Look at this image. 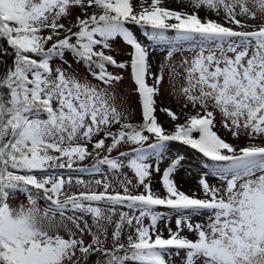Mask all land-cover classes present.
I'll list each match as a JSON object with an SVG mask.
<instances>
[{
	"label": "snow or ice",
	"instance_id": "6c2138e0",
	"mask_svg": "<svg viewBox=\"0 0 264 264\" xmlns=\"http://www.w3.org/2000/svg\"><path fill=\"white\" fill-rule=\"evenodd\" d=\"M187 3L195 11L169 9L161 6L162 0H138L139 11L132 0H0V38L15 56L13 67L0 76V264H81L95 253L100 254L95 264H167L165 255L181 252L182 264H264V0ZM76 7L82 15L61 23ZM202 9L252 30L238 31L207 16L201 19ZM257 19L258 24L248 23ZM128 23L151 28L150 39L158 42L167 41L165 33L171 30L176 41L197 43L195 55L183 61L185 83L180 89L184 107L191 105L195 114H186L171 133L154 115L163 76L150 71L148 50L125 26ZM45 30L47 36L42 35ZM116 38L131 47V79L142 107L139 125L126 122L109 90L123 77L108 66H129L105 52ZM65 51L89 66L96 84L63 66H51L53 58L63 60ZM171 75L178 73L171 69ZM162 111L178 120L171 109ZM217 113L233 138L244 135L260 143L237 147L226 142L214 131ZM113 125L119 128L112 131ZM151 137L155 143L148 149L157 156L166 142L179 141L214 162L210 175L219 178L220 186L210 184L205 175L198 181L203 198L185 194L171 178L179 164L173 160L161 177L166 195L155 194L144 147ZM122 144L135 146L131 155L119 153L127 157L126 164L100 155ZM93 152L91 169L78 172L99 173L106 165L119 173L127 167L136 180L133 186L143 191H130L127 177L118 180L120 191L107 178L76 179L85 190L65 191L71 177L65 180L54 170L71 169ZM93 183L102 190L89 187ZM17 193L24 194L27 203L13 208L7 201ZM156 206L176 215V230L169 227L168 238L158 230L164 217ZM124 208L129 211H119L113 221ZM205 215L206 223L192 222ZM113 223L108 246L105 224ZM125 226L129 232L122 238ZM185 229L196 239L181 235ZM86 234L91 236L87 244Z\"/></svg>",
	"mask_w": 264,
	"mask_h": 264
},
{
	"label": "rangeland",
	"instance_id": "374dc122",
	"mask_svg": "<svg viewBox=\"0 0 264 264\" xmlns=\"http://www.w3.org/2000/svg\"><path fill=\"white\" fill-rule=\"evenodd\" d=\"M151 0H147V3L150 4ZM132 3L136 9H139L138 0H132ZM161 6L167 7L169 9L177 10V11H188L192 12L195 11L190 5H188L187 0H162ZM251 7V4L249 5ZM255 11V9H252ZM78 12V8L71 9V15L66 20L62 19L61 23H69V21H73L74 15ZM260 13H257V16L260 17ZM199 16L201 19H204L206 16L207 18L216 20L217 22L224 24L228 27H233L235 30H252L251 28L247 29H240L237 28L235 25L225 23V20L222 18V14L220 16L216 15L214 12L208 11L207 9H202L199 11ZM260 19L257 20H249V24H258ZM133 35L138 39V42L142 44L148 50V62L150 64V71L152 73H156L158 75L163 76V82L159 85V93L155 95V113L157 122L165 129L166 132L171 133L175 129V125L177 123H181L182 119L181 116L186 114H195L191 105L188 107H184V98L180 93L181 87L184 85V66L183 61L185 59L191 60V58L195 55V51L197 50V43L193 41H176L175 34L169 30L165 33L168 37L167 41H155L150 39V35L147 32H144L142 28H140L136 24L128 23L125 25ZM49 34V30H45L42 35L47 36ZM50 41L45 45H49ZM112 47L110 50H105L106 53L113 54L117 59L127 58L129 55V45L125 44L122 38H116L115 40L110 42ZM169 50L173 51V55L168 57L167 53ZM66 61V63H65ZM53 68L57 66H63L67 71L71 73H75L81 79H87L91 81L93 84H96L97 81L93 79L92 76L88 74L85 70L81 69L67 56L63 57V60L59 58L58 61L51 63ZM162 69V71H161ZM175 69V72L178 75H171L170 70ZM108 71L112 72L114 75L122 76L123 79L120 80L118 83H115L110 91L115 93L116 100L115 104L119 111L123 113V116L127 118L126 122H136L140 118H142L141 112V104L139 101L138 94L135 91L134 82L131 79V73L128 67L124 69H119L116 67L108 66ZM149 85L153 83L152 76L150 75L147 79ZM102 86V85H101ZM162 109H171L178 116V120L172 121L166 114V112L162 111ZM211 110V108H210ZM116 125H113L115 127ZM214 131L223 138L226 142L237 146L243 147L246 146L248 143L256 142L260 143L259 139L256 141H251L244 135H240L237 138H233L230 131L223 127V121L219 113L216 114V126ZM100 136L95 137L94 139H99ZM107 143H111V140H107ZM131 146V144H122L118 147V149L113 150L112 153H107V151L101 152V156L104 155H114L121 150ZM89 151H92V145H88ZM95 152H93L92 156L87 157L83 161H75L73 165L77 164H85L89 165V161L92 158H95ZM126 164V159H121ZM173 160H179V164L177 165L176 170L173 172L171 178L174 180L178 190L185 192V194L192 196L195 194L196 197L201 198L203 197V193L200 190V186L198 184L199 179L202 176L206 175V178L210 184L220 186V181L218 177H214L210 175L212 172V166L214 162L206 161L201 158V155L197 151H193L189 146L182 144L179 141H171L166 142L165 147L161 150V155L157 156L155 152L148 155V160L146 161L152 170L159 169V171H154L151 175L153 176H160L162 177L163 171L170 166ZM91 169V168H90ZM62 176L65 180H68L69 177L72 179V185L69 187L67 184L65 185V191L67 192H75L78 190H85L83 186H77L75 181L76 179H82L84 181H94V180H107L112 184V187L118 191L122 190L118 183V180L124 179L127 177L129 180L132 181V184L129 185L130 191L136 193L142 190V187H134L133 185L136 184V180L134 174L131 170L127 167H124L119 173H113L107 169V171L93 173L91 171L84 173V174H67V175H59ZM89 187L102 190V188H98L94 183L89 185ZM111 191V189H110ZM11 207L18 208V206L23 202L27 203L25 196L21 193H17L16 195L10 197L7 201ZM43 211V208L38 205ZM156 211L161 212L163 214L164 219L158 222V230L161 232L164 238H168L169 232L168 228L171 227L173 231L176 230L175 219L176 215L170 209H156ZM119 211H129L128 209H118L117 214L113 217V221L118 219ZM138 214V213H137ZM88 222L91 224V218L88 217ZM193 223H206L207 216H195L192 219ZM145 224L150 223V221L145 218ZM71 227V225H69ZM107 228V232L109 233L111 230L114 229L115 224H105ZM62 235H65L64 229H59ZM181 235L185 236L190 240H195L196 236L194 233L189 232L185 229ZM85 243H90L91 236L84 235L83 237ZM79 252H77V256H79ZM92 255L89 256V258ZM184 257V253L181 252L178 256L173 255L169 257L165 255V260L167 264H182V258ZM88 258V259H89ZM84 261L82 260L81 263Z\"/></svg>",
	"mask_w": 264,
	"mask_h": 264
},
{
	"label": "trees",
	"instance_id": "16d2710c",
	"mask_svg": "<svg viewBox=\"0 0 264 264\" xmlns=\"http://www.w3.org/2000/svg\"><path fill=\"white\" fill-rule=\"evenodd\" d=\"M78 8V7H77ZM137 11H139V9H136ZM89 12H91V9H89ZM78 15H82V12H81V9L78 8V12L74 15V18H73V21H75V18L76 16ZM140 28L143 29L144 32H147V34H151V32L153 31L151 28L149 27H146V26H142V25H138ZM75 30V29H73ZM174 34L175 32L172 31ZM64 33L63 31H61V36H63ZM56 38H54L53 41H50L49 45H47L45 47V49H47L48 47H51V44L55 41ZM130 53H131V47L129 46V55L127 58H123V59H117L113 54H111L110 52L107 53V54H110L112 55L116 61L119 63V62H125V63H128L129 66H128V69L131 73V68H130ZM64 56H67L71 62H73L75 65H77L78 67H80L81 69L85 70L86 72H88V74L90 76L91 75V69L89 68L88 65L84 64L83 62H80V61H76L74 59V57L72 56V54L68 51H65L64 53ZM14 60H15V56H14V50L11 49V47L6 43V40L5 39H2L0 38V76H2L3 74H5L9 69H11L14 65ZM59 60V57H55L53 58V60L50 62V63H53L55 61H58ZM141 112H142V107H141ZM180 119H182V122L181 123H184L185 121V115L181 116ZM143 122V117L140 118L138 121L136 122H129V123H132L134 125H139ZM119 128V125H116L115 127H113L111 130L112 131H116L117 129ZM147 134V133H145ZM152 143H155V138L154 137H151L149 139V141H147L144 145L145 149H147L148 151V154H152L153 153V150L151 149H148V145L149 144H152ZM188 146V145H187ZM135 147L134 145H131L123 150H121L120 152H126V153H129L130 155L132 154V148ZM190 147V146H189ZM191 148V147H190ZM192 149V148H191ZM193 151H196L194 149H192ZM116 153L114 155H110L112 158H116V159H126L127 161V157H120L119 153ZM199 153V152H198ZM201 155V158H203L204 160H208L206 157H203V155L201 153H199ZM96 157L95 158H92L91 161H89V165H85V164H77V165H73V168L69 169V168H63V169H55L54 172L56 175H67V174H84V173H87V172H78L76 169L78 168H82V167H85V168H91V165L94 163ZM209 161V160H208ZM101 167V172H104V171H107V166L106 165H102L100 166ZM156 171L155 170H152V173ZM150 183H151V188H152V191L159 195V196H164L166 195L165 193V190L163 189V186H162V183H161V175L160 176H153V177H150ZM79 191H84V190H78V191H75V192H79ZM143 191V188L140 192ZM24 195V194H23ZM25 196V195H24ZM203 198V197H201ZM25 199H26V196H25ZM38 205H40L43 209H44V202L41 200L38 202ZM161 208H165L167 209L166 207L164 206H156V209H161ZM147 225V224H145ZM114 230V229H113ZM111 230L109 233H108V246H110V243H111V233L112 231ZM129 232V229L127 228V226H125L124 228V231H123V237L122 238H126L127 234ZM100 254L99 253H95V254H92V256L85 262L81 263V264H95V262L98 260Z\"/></svg>",
	"mask_w": 264,
	"mask_h": 264
}]
</instances>
